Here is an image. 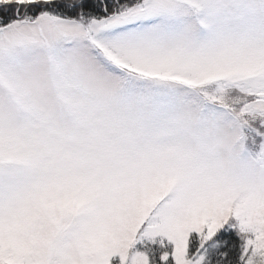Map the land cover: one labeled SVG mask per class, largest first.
Masks as SVG:
<instances>
[{"label": "snow or ice", "instance_id": "obj_1", "mask_svg": "<svg viewBox=\"0 0 264 264\" xmlns=\"http://www.w3.org/2000/svg\"><path fill=\"white\" fill-rule=\"evenodd\" d=\"M114 260L264 264V0H0V264Z\"/></svg>", "mask_w": 264, "mask_h": 264}, {"label": "rangeland", "instance_id": "obj_2", "mask_svg": "<svg viewBox=\"0 0 264 264\" xmlns=\"http://www.w3.org/2000/svg\"><path fill=\"white\" fill-rule=\"evenodd\" d=\"M232 223H235V221H232ZM113 264H117V261L114 260Z\"/></svg>", "mask_w": 264, "mask_h": 264}, {"label": "trees", "instance_id": "obj_3", "mask_svg": "<svg viewBox=\"0 0 264 264\" xmlns=\"http://www.w3.org/2000/svg\"><path fill=\"white\" fill-rule=\"evenodd\" d=\"M233 221H234V220H233ZM222 231H223V230H222ZM231 231H232V233H233V234H235V230H234V229H233V230H231Z\"/></svg>", "mask_w": 264, "mask_h": 264}]
</instances>
